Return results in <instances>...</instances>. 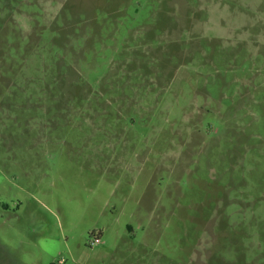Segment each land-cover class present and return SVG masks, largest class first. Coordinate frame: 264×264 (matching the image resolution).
Masks as SVG:
<instances>
[{"label":"rangeland","instance_id":"1","mask_svg":"<svg viewBox=\"0 0 264 264\" xmlns=\"http://www.w3.org/2000/svg\"><path fill=\"white\" fill-rule=\"evenodd\" d=\"M0 264H264V0H0Z\"/></svg>","mask_w":264,"mask_h":264},{"label":"built area","instance_id":"2","mask_svg":"<svg viewBox=\"0 0 264 264\" xmlns=\"http://www.w3.org/2000/svg\"><path fill=\"white\" fill-rule=\"evenodd\" d=\"M98 241V240H97Z\"/></svg>","mask_w":264,"mask_h":264}]
</instances>
